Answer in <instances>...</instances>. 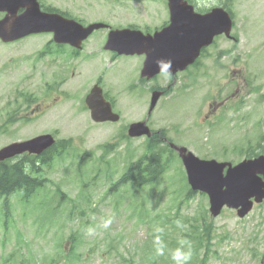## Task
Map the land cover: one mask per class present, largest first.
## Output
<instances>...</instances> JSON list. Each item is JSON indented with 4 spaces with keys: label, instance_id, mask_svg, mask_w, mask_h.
<instances>
[{
    "label": "rangeland",
    "instance_id": "374dc122",
    "mask_svg": "<svg viewBox=\"0 0 264 264\" xmlns=\"http://www.w3.org/2000/svg\"><path fill=\"white\" fill-rule=\"evenodd\" d=\"M237 2L235 12L238 26L235 29V34L240 35V39L239 42L234 43L230 55L223 60L224 67H216L212 61L213 57H208V59H203L206 64L202 65L208 68H202L199 71L189 70L187 73H183L169 91L167 99L165 98V109L171 115L166 113L164 115L161 102L158 113L153 114L148 121L154 129L164 127L168 129L169 137L174 142L188 147L200 157L215 158L219 161L228 160L233 163L246 157V152L240 153L239 151L246 149L249 144L257 145L262 141L264 134V0H239ZM45 35L47 34L29 36L23 40L26 45L21 51L25 58H22L20 65L24 69L23 74L35 71V78L39 72L41 75L44 74L46 78H42L43 81L50 80L51 71L41 63H37V68L35 66L33 69L34 66L29 63L50 62L51 58H42L41 60L38 58V51L43 45L39 41L44 40L40 37ZM38 39L39 41H37ZM227 46L230 47L231 44L227 43ZM16 52L17 48L13 46H0V66ZM215 52V50L212 51L213 56ZM142 63V57L127 56L120 59L113 67L107 66L109 70L114 68L120 70L112 82L122 80L128 83L131 77L138 75ZM247 70L248 79L255 77L254 83L250 80L247 83L242 79ZM14 71L16 73L12 78L18 76L17 71L19 70ZM77 71L79 72V68L75 72ZM234 71L236 72L234 73ZM2 73L7 74L6 71H2ZM92 75L95 73L86 69L83 77L79 80L80 83L86 84H80L75 80L69 97L58 103L47 117L30 119L29 113L32 107L27 103H23V108L28 114L21 113L17 116V104L9 105L7 112L16 117V124H12L10 129L0 131V148L17 139L29 138L45 131H55V129H58L59 137L76 140L85 147L87 153L99 154L101 158L107 154V150L105 151L103 146L107 143L115 144L109 149L114 151V155L109 157L107 165L100 164L97 155L93 156L91 160L87 158L83 163L78 158L77 164L73 165L79 170V178L75 173L76 169H73L69 175L62 173L61 168L70 166H66L64 161L56 160L52 166L46 169V175L52 181L49 186L50 195H43L36 201L37 206L46 209L51 202V197L56 200L60 198L59 195L56 197L54 193V185L59 184L64 187V191H67V197L78 202V206L69 204L76 214L71 216L70 221L66 224L83 222L87 216L96 220L101 225V229H104L103 223L99 220L103 221L112 217L113 223L108 229L95 231L92 236L87 235L80 243L82 246L78 247V251L82 253L81 256L72 257L67 261L58 257L62 254V249L60 243H56L58 240L51 234L53 228L47 229V234L38 230L37 225L40 223L36 225L34 221L28 220L25 216L35 207L31 205L30 210H27L22 204V197L16 195L11 198V215L6 227L7 231L1 226L3 219L0 215V264H8L3 260H7L9 257H15L10 264H46L49 261L51 264H124L120 257H132L136 264H150L149 257H157L159 264H171L173 262L170 259L169 250L178 247L177 240L183 237L182 230L199 229L207 211L208 219L214 222L212 252L202 250L199 257H210L207 264H263L261 257H256L254 260V257L249 256L247 251L249 231L247 228L251 225L253 232L256 231L258 223H261L260 217L257 215L264 213V206L258 208L249 220L239 218L233 210L213 218L209 212L207 195L195 193V195L184 198L190 194H187L189 190L184 180V167L177 155L173 156L170 170L163 175L159 182L154 186L149 185L154 188L146 186L147 188L133 189L128 184L116 186V182L128 169L126 165L133 158L138 159L142 156L147 142L146 139L131 141L125 137L126 122L131 123L146 118V116H139V110L142 107L138 97L140 86L135 88L131 103L124 111L125 118L124 120L122 118L123 122L121 120L120 125H115V127L93 125L87 122L89 116L86 115L84 108L85 97L94 84L92 79L88 81ZM4 77L7 79L8 76H0V99L5 97V100L9 101L11 92L16 85L6 91ZM232 80H239V85L237 86ZM166 83L165 78V85ZM111 86L114 85L107 83L105 88L114 91V94L117 93L119 105L121 102H128L131 99V94L127 93L126 86L116 85L117 90ZM236 88L238 90L235 94L238 95L234 97L237 102L228 112L224 113V124H216L213 118L210 119V122L207 121L208 102H212L213 98H215L213 101L221 100V96L230 95ZM180 90L184 94L178 95ZM35 95L37 93L27 97L33 98ZM144 100L143 97L142 101L145 102ZM232 104L233 102H230L228 105ZM1 108H3L2 103H0V111ZM9 114L8 118L11 117ZM26 118L27 120L22 121ZM4 119L0 117V124L4 122ZM28 120L30 123H27ZM230 123L232 125L227 126ZM197 124L202 125V129ZM78 142L73 144V148L80 154L84 149ZM234 149L237 151L234 152ZM225 151L227 152L225 153ZM85 167L87 168L84 169ZM102 168L105 169L102 177L107 185L98 184L97 194L93 203H90L96 188L91 186L85 191L81 182L88 183V179L94 175L98 176ZM108 186L112 188L110 197L103 194ZM151 191L152 193H150ZM131 198L134 200H130ZM83 199L87 205L84 204ZM134 201L138 208L141 207V212H145L143 215L135 211L137 207L134 205ZM0 202H3V198ZM55 210L52 209L50 213ZM79 210L83 212L78 213ZM40 213L44 214L43 211ZM137 214L142 216L139 218ZM99 215H101V219L97 220L96 217ZM177 219H181L186 227L175 229L174 221ZM185 220H190V222ZM156 226L164 228L162 239L167 245L164 256H157L153 246L154 227ZM65 229V233L68 234L69 229L66 226ZM122 233L125 235L121 236ZM252 243L254 244V242ZM259 244L260 242L255 243L258 251ZM252 248L254 247L252 246ZM125 263L127 264V262Z\"/></svg>",
    "mask_w": 264,
    "mask_h": 264
},
{
    "label": "water",
    "instance_id": "95a60500",
    "mask_svg": "<svg viewBox=\"0 0 264 264\" xmlns=\"http://www.w3.org/2000/svg\"><path fill=\"white\" fill-rule=\"evenodd\" d=\"M170 1L172 7V25L154 37L150 35L145 37L141 33L137 36L141 39L142 45H146L149 49L144 70V74H148L149 76H153L160 71L157 67L158 60L171 61V70L174 72L178 69H184L188 63L192 62L195 56L199 55V50L202 46L200 43L195 44V41H191L192 39L196 40V37L203 31L199 28L198 24L189 31H183L182 34L177 32V24L180 21L179 8L181 0ZM29 6V11L19 21L25 25V34L55 31L57 41L68 42L73 39L72 43L74 44L84 37L85 31L87 34V29L82 28L74 22L60 19L57 15L42 13L38 4H30ZM34 8L35 10H33ZM210 17H212L211 21L214 24L224 21L227 30L232 25L227 13L223 14V16L221 14H214ZM92 29L93 27H90L88 30ZM222 30L209 27L208 35L204 36V38H208L205 42H211L210 38ZM25 34L22 33V35ZM164 35L165 47H162L161 41ZM12 38L14 37H9V39ZM187 46H193L194 52H191ZM140 125L142 124L132 125L131 133L135 134V132H138L141 129ZM140 132L143 133L145 130L143 129ZM42 140H45V138H42ZM47 141L52 142L49 137ZM19 148H21V144H14L4 149L0 153V159L14 154ZM179 151L187 168L189 182L193 186V189L209 193L212 203L211 211L214 215H217L225 204L230 207L242 206L240 214L244 215L251 208L252 202L249 199L252 196H257V200L259 201L264 196V184L258 176V173H264V161L262 159L246 160L235 167L227 163L230 168L227 175L224 176L223 171L227 165L226 163H219L216 160L199 159L193 153H187L186 148H179Z\"/></svg>",
    "mask_w": 264,
    "mask_h": 264
},
{
    "label": "flooded vegetation",
    "instance_id": "af4514ba",
    "mask_svg": "<svg viewBox=\"0 0 264 264\" xmlns=\"http://www.w3.org/2000/svg\"><path fill=\"white\" fill-rule=\"evenodd\" d=\"M4 1V0H0ZM7 3L10 0H5ZM18 1L19 9L17 14L23 13L25 11L26 0H15ZM41 4L43 10L47 11H65V14H71L79 16L80 22L84 25H91L95 23H101L102 27L100 29L94 30L91 36L87 39L88 43L86 49L90 51L91 57L99 58L100 60H111L114 61L117 57V52L110 51L106 48V43L109 35L116 30L126 29L128 31L141 30L147 34H154L159 30H162L170 23V8L167 0H154L157 4L154 6L150 4L152 0H37ZM190 5L194 7V10L203 15L211 12L217 6L225 7L229 13L236 17L235 3L234 0H188ZM3 6V5H2ZM64 9V10H63ZM11 13L7 9L0 8V21L9 18ZM237 25V23H236ZM235 25V27H236ZM236 36V35H234ZM229 40L237 41L238 37H226L224 34L219 35L216 39L215 48H220L221 51L226 50V44ZM125 46L124 43L120 44ZM214 50V49H213ZM211 46L205 47L202 50V60L197 59L194 64L187 67L185 71L196 70L199 64H206L203 59H208V57H213V62H216V56L212 55ZM216 54V52L214 53ZM200 61V62H199ZM10 66L15 63H8ZM7 65V63H6ZM17 70V68H13ZM52 84L50 86V92L57 91V85L54 80L56 76H52ZM140 81L143 82H156L157 85L165 87V72L163 76H157L152 79L140 77ZM11 79H9V82ZM22 80H14L11 83L10 88L16 85L14 90L11 92V101L13 104H17L20 107L21 101L23 100V93L20 90L22 87ZM9 89V90H11ZM155 88H152L153 92ZM165 92V88H163ZM165 94V93H164ZM9 100V101H10ZM218 107L215 104L210 103L208 106V114L206 115L208 119L210 116L214 115ZM160 139H163V135H160Z\"/></svg>",
    "mask_w": 264,
    "mask_h": 264
},
{
    "label": "clouds",
    "instance_id": "9594fccd",
    "mask_svg": "<svg viewBox=\"0 0 264 264\" xmlns=\"http://www.w3.org/2000/svg\"><path fill=\"white\" fill-rule=\"evenodd\" d=\"M157 67L162 71H171L172 64L171 61L158 60ZM113 223V218L109 217L103 220L102 227L104 229H108ZM178 228H185L186 225L182 222L181 219H177L174 221ZM164 232V228L160 226L154 227V235H153V246L155 247V253L157 256H164L165 249L167 245L164 243L162 239V233ZM95 234V229L89 227L87 229V235L92 236ZM178 247L173 250H169L170 259L173 264H190V261L193 257V247L192 242L184 237H181L177 240Z\"/></svg>",
    "mask_w": 264,
    "mask_h": 264
},
{
    "label": "trees",
    "instance_id": "16d2710c",
    "mask_svg": "<svg viewBox=\"0 0 264 264\" xmlns=\"http://www.w3.org/2000/svg\"><path fill=\"white\" fill-rule=\"evenodd\" d=\"M160 159H161V155L159 152H155L151 156L152 161L156 162V161H160ZM167 163H168V165L170 164L169 161H167ZM134 166L135 165H133L129 168L128 172L124 175L123 178L124 179H130V180L132 179L134 182H136L138 184L146 183L149 180L150 176L147 174L145 177H143V179L136 178L135 174H136L137 170H135ZM165 167H166V165H165ZM161 171H162V167L160 166V167H158V171L154 172V174H157L158 172H161ZM33 183H34V181L29 182L28 177L24 175L23 166L21 163H15L12 165H8V164L5 165L4 164L0 168V192L2 194L10 193L11 191L18 188V186L21 184H23V186H25V184L31 185ZM192 263H193V261L191 260L190 264H192ZM151 264H159V263L157 262V260H154V261H151Z\"/></svg>",
    "mask_w": 264,
    "mask_h": 264
}]
</instances>
